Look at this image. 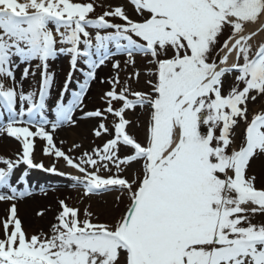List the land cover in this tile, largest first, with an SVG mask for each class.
I'll return each mask as SVG.
<instances>
[{"label":"snow or ice","instance_id":"6c2138e0","mask_svg":"<svg viewBox=\"0 0 264 264\" xmlns=\"http://www.w3.org/2000/svg\"><path fill=\"white\" fill-rule=\"evenodd\" d=\"M59 55L70 70L53 97ZM142 77L147 91L133 86ZM137 109L143 140L129 131ZM82 124L94 146H58V130ZM0 138L17 144L0 155V264H264V170L253 169L264 162V0H0ZM28 170L128 203L101 220L58 199L47 227L28 230Z\"/></svg>","mask_w":264,"mask_h":264},{"label":"rangeland","instance_id":"374dc122","mask_svg":"<svg viewBox=\"0 0 264 264\" xmlns=\"http://www.w3.org/2000/svg\"><path fill=\"white\" fill-rule=\"evenodd\" d=\"M120 4V3H126V0H97V4ZM103 11L102 7H97L96 12L100 13ZM60 59H66L64 62V70L63 73H65V75L63 74V76H61V79L56 80L55 82V87L52 91V96L55 97L58 94L59 88L62 87L63 82L65 80V78L67 77V73L69 72V68H70V64H69V57L66 55H59L55 60L56 63H59ZM52 61V60H51ZM49 61V63L51 62ZM58 61V62H57ZM56 69L60 70L61 68L59 67L58 64H56ZM23 70V65H21V67L17 70V77L19 78L20 72ZM129 71H131V69H129ZM103 74V77L106 79L109 74H110V65L107 67L102 68L99 72H98V79L94 82H92L91 84V90L90 93L88 94L86 103L88 104V108L91 109L95 106H99L100 105V95L102 94V91L104 90V88L106 87V85H102L99 83V77L100 74ZM78 76L73 77V79H77V77L82 78L81 74L79 72H76ZM126 77V74L124 72H121L120 74V79L121 81H123ZM38 79V80H37ZM64 79V80H63ZM36 80H37V85H36ZM40 80V75H39V70H37L36 76L35 77H29L28 80H26L24 82V87L25 90H28L29 84H31L32 88H36L38 87V83ZM63 80V81H62ZM74 86V85H73ZM134 87L143 89L145 91L148 90V86L144 83V78H141L140 84L139 85H133ZM147 109L144 110H140L137 109L136 113L132 116L134 124L135 123H139L140 127H132L129 129L130 132L135 133V135L137 136L138 139L143 140V136H144V123L147 120ZM82 128H84V130H86V135L88 137L91 138L87 139V138H83L86 141V146L89 148L90 146H94L93 145V137H91L88 133H87V128L88 125H81ZM37 143V148L41 150V142L39 140L36 141ZM102 141L99 139L95 140V144H101ZM63 147V145H58ZM43 162L46 160H48L47 156H43L42 158ZM253 169L257 172L260 173L262 170H264V162L261 161H256L253 165ZM23 167L17 169L16 171V175L18 176L22 171H23ZM37 174V175H41L38 174V171H33V170H28V175L25 177V180L27 181V183L30 186V190H39L41 191V193H50V192H54L55 194L59 195V190L63 189L66 191V195L64 197H55L53 200V205H50L49 208L51 209V211H49L46 216L43 219H39V218H34V220L30 223V228L28 230H31L33 228H40V227H44L46 228L48 225V222L52 219L54 213H55V209L57 207V200L58 199H66V201L69 204L72 205H80L81 207L86 206L88 204H91L92 209L98 213H100V219L101 220H111L114 219L126 206V204L128 203L127 199H123L120 203L119 206H115L114 201H113V197L115 195H117V193H109L106 195H101V196H92L90 198L84 199L82 197V190L74 187V181H71L70 179H68L67 177H59L58 179H56L55 181L52 180V182L50 181V179H47L50 183L49 185V190H46L43 187H36L30 184V180L29 176L30 174ZM45 173H43L44 175ZM47 175V174H46ZM31 177V176H30ZM41 177V176H40ZM35 184V183H34ZM23 187V185H21V188ZM83 201V202H82ZM103 210V211H102ZM256 220H260L262 219L261 216L257 215L255 217Z\"/></svg>","mask_w":264,"mask_h":264},{"label":"bare ground","instance_id":"6f19581e","mask_svg":"<svg viewBox=\"0 0 264 264\" xmlns=\"http://www.w3.org/2000/svg\"><path fill=\"white\" fill-rule=\"evenodd\" d=\"M65 60L60 59L59 63H56L55 62L56 60H52L49 63V72L55 73V82H56V80L58 82V80L61 79V76H63V74L65 75V73H63ZM56 64L59 65V67L61 68L60 70L56 69V66H57ZM103 74H104V72L102 74H100V77H103ZM37 80H36V85H37ZM29 88H32L31 84H29L28 89ZM89 93H90V91H89ZM82 137L83 138L85 137V138L91 140V138L86 135V130H84V128H82V126H80L79 128H75V129L63 128V129H60L57 131L56 142L59 145L60 144L59 142L61 140L65 141V143L63 144V147H62L65 151H67V149H69L71 147L73 142L81 143L83 145L82 150H87L88 147L86 146L87 145L86 141ZM16 148H17V144L11 138H9V139L0 138V155L10 156L15 152ZM78 154L79 153L73 152V155H78ZM35 155H36V159L38 161L42 160L43 155L41 153V150L36 149ZM52 162H53L52 159L48 157V160H46V162L44 161V164L46 166H50ZM57 167L61 171L70 172L74 175L77 174L74 172L73 169L65 167L63 162H57ZM33 171H38V174H41L40 175L41 177L39 175L33 174V173L30 174L31 177L29 176V179H32L29 181L30 184L33 186H36V187H43L46 190H49L50 183L47 179H50L51 182H52V180L55 181L56 179H58V176H56L54 174L45 173V172H42L40 170H33ZM43 173H45V174L43 175ZM17 187H21V185H17ZM30 191L33 192V195L31 197L26 198L25 200H23L19 204V215H20L21 219L23 220L24 227L26 229L30 228V223L34 220V218H36V216L34 215V211L36 209L49 208L50 205H53V200L55 197H64L66 195V191L63 189L59 190V195L55 194L54 192H50V193L45 194L44 192L41 193V191L33 190V189H31ZM4 207H5L4 205L0 204V215L4 214Z\"/></svg>","mask_w":264,"mask_h":264}]
</instances>
